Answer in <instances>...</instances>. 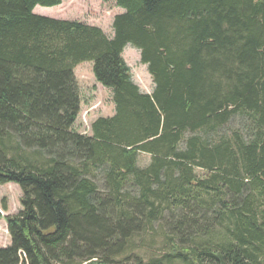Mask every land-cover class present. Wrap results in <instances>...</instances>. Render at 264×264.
Masks as SVG:
<instances>
[{
  "label": "trees",
  "instance_id": "16d2710c",
  "mask_svg": "<svg viewBox=\"0 0 264 264\" xmlns=\"http://www.w3.org/2000/svg\"><path fill=\"white\" fill-rule=\"evenodd\" d=\"M62 3L0 0V264H264V0H116L112 38ZM87 62L115 115L82 135Z\"/></svg>",
  "mask_w": 264,
  "mask_h": 264
},
{
  "label": "rangeland",
  "instance_id": "374dc122",
  "mask_svg": "<svg viewBox=\"0 0 264 264\" xmlns=\"http://www.w3.org/2000/svg\"><path fill=\"white\" fill-rule=\"evenodd\" d=\"M34 13L52 19L78 21L98 27L109 38H112L114 35V18L124 11L116 6V0H63V3L58 7H37ZM123 57L131 69L133 82L142 93L152 94L155 87L154 82L147 66L141 63L140 51L132 45H128L124 50ZM75 76L80 88L81 108L74 130L82 135H91V125L95 120L115 115L112 92L96 82L92 62L78 66L75 70ZM239 123L240 120L236 119L231 122L229 128L237 129ZM149 162L150 157L148 155H140V166H146ZM21 196V190L15 184L0 186V203L3 198H6L9 206V211L3 212L5 214H2L3 216L18 213L21 209ZM10 243L7 224L2 219L0 220V248L8 247ZM157 252L156 248L151 250L153 255Z\"/></svg>",
  "mask_w": 264,
  "mask_h": 264
},
{
  "label": "crops",
  "instance_id": "0c3cea01",
  "mask_svg": "<svg viewBox=\"0 0 264 264\" xmlns=\"http://www.w3.org/2000/svg\"><path fill=\"white\" fill-rule=\"evenodd\" d=\"M3 215H5L3 212H2Z\"/></svg>",
  "mask_w": 264,
  "mask_h": 264
}]
</instances>
